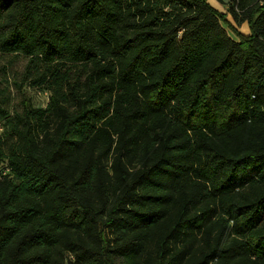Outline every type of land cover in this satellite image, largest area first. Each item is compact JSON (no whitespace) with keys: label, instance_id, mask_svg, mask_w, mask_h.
<instances>
[{"label":"trees","instance_id":"16d2710c","mask_svg":"<svg viewBox=\"0 0 264 264\" xmlns=\"http://www.w3.org/2000/svg\"><path fill=\"white\" fill-rule=\"evenodd\" d=\"M218 1L248 35L208 0H0V264H264V0Z\"/></svg>","mask_w":264,"mask_h":264},{"label":"rangeland","instance_id":"374dc122","mask_svg":"<svg viewBox=\"0 0 264 264\" xmlns=\"http://www.w3.org/2000/svg\"><path fill=\"white\" fill-rule=\"evenodd\" d=\"M212 5H214L220 12H223L226 16V22H224L225 27L230 32L231 35L238 38V32L244 35L250 33V27L248 22L244 26L238 25L232 15L227 13L226 4L219 2L218 0H208ZM27 58L24 56L14 57L12 55H5L0 58V90H5L1 92V97L8 96L9 101L7 107L11 110L21 109V92L15 85V83L21 81V77L24 71ZM7 65V66H6ZM6 66V69H2ZM26 94L32 99V101L38 104L47 103V93L40 92L37 88L26 87Z\"/></svg>","mask_w":264,"mask_h":264},{"label":"crops","instance_id":"0c3cea01","mask_svg":"<svg viewBox=\"0 0 264 264\" xmlns=\"http://www.w3.org/2000/svg\"><path fill=\"white\" fill-rule=\"evenodd\" d=\"M246 22H243L241 25L244 26ZM247 24V23H246ZM235 37V36H234ZM236 38V37H235Z\"/></svg>","mask_w":264,"mask_h":264}]
</instances>
